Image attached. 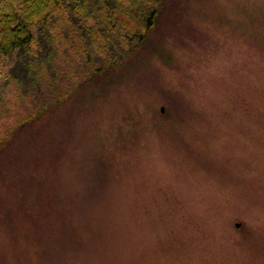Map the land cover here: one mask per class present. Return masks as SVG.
<instances>
[{
  "label": "rangeland",
  "instance_id": "rangeland-1",
  "mask_svg": "<svg viewBox=\"0 0 264 264\" xmlns=\"http://www.w3.org/2000/svg\"><path fill=\"white\" fill-rule=\"evenodd\" d=\"M13 63L0 264H264V0H162L120 63L44 108Z\"/></svg>",
  "mask_w": 264,
  "mask_h": 264
},
{
  "label": "trees",
  "instance_id": "trees-1",
  "mask_svg": "<svg viewBox=\"0 0 264 264\" xmlns=\"http://www.w3.org/2000/svg\"><path fill=\"white\" fill-rule=\"evenodd\" d=\"M161 5L162 0H0V56L14 52L7 77L31 102L52 105L120 63L153 27Z\"/></svg>",
  "mask_w": 264,
  "mask_h": 264
}]
</instances>
